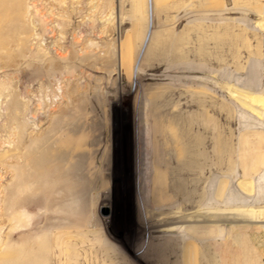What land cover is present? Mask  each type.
Wrapping results in <instances>:
<instances>
[{
  "label": "rangeland",
  "instance_id": "obj_1",
  "mask_svg": "<svg viewBox=\"0 0 264 264\" xmlns=\"http://www.w3.org/2000/svg\"><path fill=\"white\" fill-rule=\"evenodd\" d=\"M262 98L264 0H0V264H264Z\"/></svg>",
  "mask_w": 264,
  "mask_h": 264
},
{
  "label": "bare ground",
  "instance_id": "obj_2",
  "mask_svg": "<svg viewBox=\"0 0 264 264\" xmlns=\"http://www.w3.org/2000/svg\"><path fill=\"white\" fill-rule=\"evenodd\" d=\"M202 69H203V67H202ZM144 76H147V75L145 73H141V78H143ZM195 80L196 81H202V79H200V78L195 79ZM258 97H261V96H258ZM257 102H259V100H257ZM153 116L155 117V124H154L155 126L154 127L156 130H158V134H159L158 137H160L159 138L160 141L157 140V142H156L157 148L155 151L157 153H155L156 156L154 159V163H155L154 168L156 167L154 169L155 170L154 171V173H155L154 182H155V185H157V188L162 192L163 197L165 198L166 191H168L171 188L175 189V184L177 181L176 176H175L176 167L185 166V168H187V169L188 168L200 169L201 171L204 169V165H205L204 163L205 162H204L203 153H199V154L197 153L196 154L195 151L193 150L196 147H201L203 144H202V142H198L194 146L193 142H190V140H189V142L187 144L179 145L177 135L175 132L176 129H175L174 117L172 115L168 114L166 111H164L163 108L154 109ZM165 123H167V125H168L167 127H165V125H164ZM151 131H152V128H151V130H150V128L147 129L145 137H150ZM152 134H153V132H152ZM158 141L160 142L159 144H158ZM152 156H154V155H152ZM193 184H195V183H193ZM178 191H179V189H178ZM194 196L195 195H193V197ZM65 199H67V197L62 198L61 204H64L63 206H67L66 209L62 208V213H63V215H65L64 219L66 221L76 220L80 217V215H83V214L87 215L88 214L89 211L87 209V206H88L87 200H83L79 203L77 201L70 203V202H67V200H65ZM248 218H249V221L254 222L257 220L256 222H259V221L264 222V214L263 213L252 214V215H249ZM256 222H254V223H256ZM191 223L193 224L191 228H196V226L199 222L194 221ZM182 232L183 231L181 230V227H179L177 225V223L171 224L169 227H167L163 231V233H166V234H179V233L181 234ZM149 244H151V243H149Z\"/></svg>",
  "mask_w": 264,
  "mask_h": 264
},
{
  "label": "water",
  "instance_id": "obj_3",
  "mask_svg": "<svg viewBox=\"0 0 264 264\" xmlns=\"http://www.w3.org/2000/svg\"><path fill=\"white\" fill-rule=\"evenodd\" d=\"M103 214H106V211L105 210H103Z\"/></svg>",
  "mask_w": 264,
  "mask_h": 264
}]
</instances>
